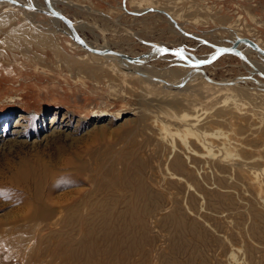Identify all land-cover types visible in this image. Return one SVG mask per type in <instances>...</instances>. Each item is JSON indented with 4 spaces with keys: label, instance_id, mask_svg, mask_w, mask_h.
<instances>
[{
    "label": "rangeland",
    "instance_id": "374dc122",
    "mask_svg": "<svg viewBox=\"0 0 264 264\" xmlns=\"http://www.w3.org/2000/svg\"><path fill=\"white\" fill-rule=\"evenodd\" d=\"M16 1L46 9L0 0V264H264V78L238 46L199 67L150 53L264 49V0H52L87 45L135 63ZM15 32L117 79L72 74ZM172 68L193 71L172 86Z\"/></svg>",
    "mask_w": 264,
    "mask_h": 264
},
{
    "label": "bare ground",
    "instance_id": "6f19581e",
    "mask_svg": "<svg viewBox=\"0 0 264 264\" xmlns=\"http://www.w3.org/2000/svg\"><path fill=\"white\" fill-rule=\"evenodd\" d=\"M49 1V0H48ZM17 2V1H16ZM49 3H53L52 2V0H50V2ZM22 4V3H21ZM22 5H26V4H22ZM29 5H32V6H34L33 4H29ZM51 6V5H50ZM35 7V9L36 10H38V11H40V12H42V10H44V8H37L36 6H34ZM45 8H46V6H45ZM45 11H48V12H50L49 11V9H45ZM45 15H47V16H51V17H53L51 14H45ZM53 18H56V17H53ZM57 19V18H56ZM9 19L7 18V21H8ZM57 20H59V19H57ZM1 21V23L3 24L4 23V21L3 20H0ZM6 21V22H7ZM61 21V20H60ZM80 25V24H79ZM78 26V25H77ZM72 27H75V24L74 23H72ZM67 28V27H66ZM68 29V28H67ZM74 29V28H73ZM75 30V29H74ZM16 33V36H12L11 35V39H13V42H17V41H19L18 43H21L22 41L25 43V41H28V40H32L33 41V43H35L36 44V47H38V48H40V46H43V47H45L46 46V51H50V52H52V55H53V57L55 58V59H57L58 60V62H60V65H61V67H63L65 70H67V71H70L72 74H76V75H79L80 73H84V74H90V75H92L91 77H94V78H96L97 80H99L100 82H102V79H105V78H107V79H109V80H111V79H117L116 77H114V76H112L111 74H110V72L109 71H106L105 69H102L101 67H98V66H95V65H91V63L89 64V63H87L86 61H83V60H78V59H74V58H71V57H69V56H66V55H64V54H62L61 53V51L57 48V47H53V48H51L52 47V44H48V42H47V40H45L42 36H39V34H36V33H32V36H29L28 35V32H15ZM67 33L70 35V31H69V29L67 30ZM22 37V38H21ZM17 40V41H16ZM73 40V39H72ZM31 41V42H32ZM75 42V41H74ZM83 42H85V41H83ZM76 43V42H75ZM86 43V42H85ZM9 44V43H8ZM34 44V45H35ZM87 44V43H86ZM8 46V45H7ZM237 46H238V48H239V50H238V48H237ZM236 46V48H237V50H238V52L240 53V54H238L240 57H242L243 59H244V61H247L251 66H252V68L254 69V71L258 74V75H260L261 77H262V73H260V71L257 69V66H258V64H254L253 65V63H251V60L249 59V58H247L246 56H245V54H244V52L246 51V48L245 49H242V50H240V48L243 46L242 45V43H239V45H237ZM10 47V46H9ZM154 47L156 48V47H159V46H155L154 45ZM246 47H248L249 49H251L249 46H246ZM236 48H235V50H236ZM263 49V48H262ZM234 50V52H232V53H236V51ZM252 50V49H251ZM40 51V50H39ZM179 51V50H178ZM180 52V51H179ZM255 52V51H254ZM33 53L32 52H28V57L29 58H32L33 57V55H32ZM95 54V53H94ZM237 54V53H236ZM102 55H105L106 57H110V56H113V57H115V59L116 60H120L121 62H124L126 59H120V58H117L116 56H114V55H111V54H102ZM259 55V54H258ZM105 56H103V57H105ZM151 56H153V54H151ZM151 56H149V55H146V58H149V57H151ZM261 56V55H260ZM51 58H52V56H51ZM53 59V58H52ZM136 60L137 59H135V60H132V61H128V60H126V61H128V62H131V63H135L136 62ZM196 60V59H195ZM123 64V63H122ZM125 65V68L124 69H131L132 71H134V72H137V73H141V69H143L142 67H140L139 65H133V67L130 65V66H128V65H126V64H124ZM185 65H187V63H185ZM132 67V68H131ZM171 70V69H170ZM183 71H185V72H192L193 70L191 69V68H172V70L167 74V76H169V82L172 84V86H174L177 82H178V80L180 79V77L182 76V74H183ZM102 72H103V74H102ZM150 72V71H149ZM150 74H152V72H150ZM131 75H133V74H131ZM154 75V74H153ZM165 76V75H164ZM199 77V75H197V76H190L189 77V81H193V80H195L196 78H198ZM188 78V77H187ZM264 78V77H263ZM247 79V78H246ZM145 80H147V78H145ZM185 80V78L182 80V81H184ZM242 80H244V78L242 79ZM147 81H149V80H147ZM151 81H154V80H152L151 79ZM157 83H158V81L157 80H155ZM234 82L232 83L233 84V86L236 84V82L238 81V80H233ZM132 82H134V83H138V80L137 79H133L132 80ZM156 82H154V83H156ZM161 82V81H160ZM168 82V83H169ZM218 82H226V81H218ZM218 87V86H217ZM222 87H224V86H221V88ZM225 87H227V86H225ZM235 87V86H234ZM183 88V87H182ZM219 88V87H218ZM230 88H232V90L234 91V93H236V94H238V92L240 91V90H243V89H240V88H233V87H230V86H228L227 88H224L223 90H225V89H229L230 90ZM179 89H181V88H179ZM178 89V90H179ZM220 89V88H219ZM264 89V88H263ZM218 90V89H217ZM216 90V91H217ZM171 91V90H170ZM183 91V90H182ZM180 92V91H179ZM177 93L178 95L180 94V93ZM215 92V91H214ZM218 92V91H217ZM220 92V91H219ZM218 92V93H219ZM228 92V91H227ZM246 92V91H245ZM211 93V92H210ZM216 93V92H215ZM223 93V92H222ZM169 94V93H168ZM171 94V93H170ZM169 94V95H170ZM224 94V93H223ZM232 94V93H231ZM219 95H221V94H219ZM172 96V95H171ZM174 96V95H173ZM178 101V100H177ZM177 101H173L172 102V105H177ZM50 209V208H49ZM40 211V210H39ZM41 213V215H39L38 213H35V215H37L38 217H40V216H48L49 214H46V212L45 211H43V212H40ZM29 216H31V215H29ZM32 217H33V215H32Z\"/></svg>",
    "mask_w": 264,
    "mask_h": 264
},
{
    "label": "water",
    "instance_id": "95a60500",
    "mask_svg": "<svg viewBox=\"0 0 264 264\" xmlns=\"http://www.w3.org/2000/svg\"><path fill=\"white\" fill-rule=\"evenodd\" d=\"M44 2H45L46 9H49L50 12L45 11V9H44V10H42L41 13L51 14L53 17H56L57 19L61 20L65 24V26L69 29L70 36L73 39V41H75L78 45H80L81 47H83L87 51L92 52V53H95V54H99V55H102V54H111V55L116 56L117 58L126 59L128 61H132V60H135L136 59L134 57L128 56L125 53L119 52V51L114 50V49H111L109 47H105V48L99 49V48H94V47H91V46L87 45L85 42H83V40L79 36V34L73 29V27H72V21L69 18H67L65 15H63L61 12H59V11L51 8L50 3H49L48 0H44ZM15 5H18L19 7H23L25 9L38 11L32 5H27V4L26 5H22L19 2L15 3ZM131 13L134 14V15H137L138 14V12H136V11H132ZM162 13H164L167 16V18L169 19V21L171 23H173V25L179 31L183 32V30L181 29V27L177 24V22L174 21V19L168 13L163 12V11H162ZM188 36H190V35L188 34ZM239 43H245L253 51H255L257 54L261 55L262 58H263V64H264V49H262L261 47H259L253 40H251L249 38H246V37H241V38L236 39L232 43V45H230V46H227V47H218L216 49V51L214 53H212L209 57H207L206 59H203V60H198V61H190V60L182 57L181 53L178 50L170 49V48H167V47H164V46H160V47H156V48L154 47L153 49H151L150 53H153V52L169 53V54L174 55L177 58L183 59V61L185 63H187L188 65H190V66L199 67V66H202V65L209 64L210 62L214 61L216 58H218L220 55H222L224 53H228V52L229 53H232V52H234L236 46L239 45ZM262 77H264V74H262Z\"/></svg>",
    "mask_w": 264,
    "mask_h": 264
}]
</instances>
